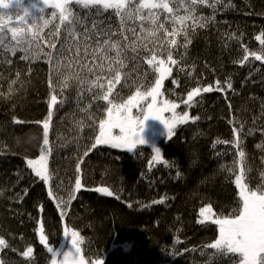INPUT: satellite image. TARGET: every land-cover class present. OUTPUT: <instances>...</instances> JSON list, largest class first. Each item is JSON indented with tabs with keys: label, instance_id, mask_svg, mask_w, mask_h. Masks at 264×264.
Returning <instances> with one entry per match:
<instances>
[{
	"label": "trees",
	"instance_id": "1",
	"mask_svg": "<svg viewBox=\"0 0 264 264\" xmlns=\"http://www.w3.org/2000/svg\"><path fill=\"white\" fill-rule=\"evenodd\" d=\"M169 3L176 15L186 14L179 0ZM68 7L81 19L87 17L89 27L95 19L99 28L116 32L112 40H119L121 49L135 39L127 31L129 27H136L137 36L147 37V49L138 46L133 52L129 46L119 58L115 49L107 51L105 66L111 62L116 68L120 60L124 63L119 69L120 83L114 82L109 96L112 103H126L136 91L150 90L159 73L147 60L155 53L154 64L165 59L172 68L156 97L157 107H164L160 96H166L168 88L182 91L183 101L175 113H187L189 119L167 137L156 120L154 123L149 118L145 131L153 138L152 147H144V151L129 152L108 145L91 148L99 134V122L107 118L106 108L111 106L96 98L97 91L103 90L91 83L101 73L95 68L90 73L84 67L101 63L92 56L96 38L89 41L85 58L80 42L83 27L77 26L74 43L65 32L67 21L61 24L57 15L39 33L38 55L24 60L19 50L15 55L0 52V238L6 242L0 246V264H51L53 257L47 248H70L73 230L80 233L82 242L80 238L78 242L87 264H209L214 250L207 246L219 232L212 218L200 222V210L211 205L213 218L234 214L239 199L234 181L241 166L240 151L245 153L243 167L247 172L242 182L252 189L264 183V60L257 61L251 55L264 53V45L256 39H264V0H221L213 21L204 28L188 30L191 43L186 49L182 46L183 25H174L171 20L164 25L169 33L176 28L177 33L171 36L163 30L155 37L148 36L136 21L119 30L128 37L124 40L118 31L119 18L112 15V10L94 17L74 0ZM212 13L207 5L197 10V15L205 17ZM165 15H160V21ZM143 26L152 30L149 22ZM31 31L35 33L36 28ZM222 35L229 37L228 41L224 42ZM100 39L107 37L102 35ZM171 39L177 40V47L167 44ZM52 43L56 49L51 48ZM161 43L171 49L176 65L159 51ZM62 45L65 51L59 64L55 57L50 62L47 54ZM245 55L246 61H251L249 67H245ZM103 75L106 79L101 83L106 88L111 77L107 72ZM50 77L52 87L48 84ZM217 80L224 91L215 90ZM229 80L232 89L227 88ZM65 81L67 87L61 90ZM208 85H213L212 92L201 91L186 103L189 92ZM53 94L57 103L50 106ZM151 101V96L139 100L132 109L133 117ZM169 115L172 117V111ZM49 116L51 152L48 180L44 181L27 161L40 158L42 122ZM153 147H159L160 160L153 159ZM77 179L82 185L79 190L75 188ZM98 188H107L114 195L108 196ZM161 199L163 203H153ZM41 223L47 245L41 243ZM29 247L33 253L26 257L23 254ZM216 264H238V256L225 257Z\"/></svg>",
	"mask_w": 264,
	"mask_h": 264
},
{
	"label": "snow or ice",
	"instance_id": "2",
	"mask_svg": "<svg viewBox=\"0 0 264 264\" xmlns=\"http://www.w3.org/2000/svg\"><path fill=\"white\" fill-rule=\"evenodd\" d=\"M72 0H42L44 7H40L38 3L33 0L30 6H25L24 0H0V9H9L15 6L19 10L15 14V23L13 22V15L7 14L5 12H0V52H8L11 55H15L16 51L19 50L23 53L21 59L29 60L33 56L38 55L39 50H41L39 33L44 27L49 24L47 19L43 18V15L36 16L32 13V9L36 8L41 14H47L46 8L51 7L54 9L50 13L51 16L56 17L59 15V20L61 24H65L67 21L65 32L67 36L72 39L74 43H77V26L83 27V33L81 35V41L84 45L85 58L89 52V41L95 37L97 40V46L92 49L93 58H99L101 60L100 64H93L91 66L85 64L84 67L87 68L88 72H93V68L101 75H96L95 79L91 82L96 86L97 89L103 91H97L96 98L108 101L111 105L106 108L107 118L101 119L99 122V134L95 138V143L91 145V148H95L97 145H108L114 149H125L129 152H133L138 145H145L147 143L144 131L145 122L149 119H156L161 121L167 130V137L173 134L174 128L178 124H184L188 122V115L185 113L183 116H179L175 113V108L177 105L171 104L166 105L165 108H157L156 97L160 95V89L162 87L164 79L171 75L172 68L167 66L165 59H159L157 63V56L152 53L151 58L147 60L149 65H154L155 72L159 73L158 78L155 79L154 85L149 91L141 93L136 91L134 96H131L126 103L114 104L109 100L115 84L120 83L121 73L120 68L124 66L122 60L119 61V67L113 68L111 62L104 65L103 60L106 57L107 51L113 49L116 50V57L119 58L122 52L127 50V47H131L133 52L136 51L138 46H142L147 49L148 44L144 43L147 37H141L136 35V27L132 26L127 28L135 38L131 45L125 46L124 49L119 47V40L113 41L112 37L117 33L110 29L99 28L97 21L93 19L91 27H89L84 19L78 14H74L68 7ZM75 3L82 9L86 10L88 15L94 17H102L109 10H112V15L119 18L118 31L120 29H125L126 25L135 24L136 21L140 22L141 32H148V36L155 37L156 33L163 30L165 35L171 36L177 33L176 28L173 29L172 33H169L165 29V22L171 20L174 25H183V31L185 33V43L182 45L185 49L187 45L191 43L188 39L187 33L189 29L194 30L197 27L204 28L211 21L214 20L215 13L217 11V5L221 4V0H179V5L184 8L185 15H176L174 13L173 7L170 6L169 0H75ZM172 3H176V0H172ZM207 5L213 10L210 16H200L197 15L198 7ZM230 6V5H228ZM55 10H58L55 11ZM159 10V11H157ZM165 15V20L160 21V15ZM31 16L33 22L29 23L28 17ZM71 18V19H70ZM111 18V17H109ZM149 22L152 26V30L144 28V23ZM190 22V23H186ZM102 24L103 21H100ZM32 28H36V32L31 31ZM10 34V36H9ZM106 36L107 39L101 41V36ZM120 37L127 40L128 37L123 31H119ZM264 35V34H262ZM239 39V37L237 38ZM260 41L261 45H264V39L261 36L256 37ZM8 40V43H6ZM136 41H140L138 45ZM168 45L172 47H177V40L171 39L167 41ZM52 49H56L55 43L51 44ZM65 48L62 45L60 49L56 50L55 53H48L50 62L52 58L57 59L59 64V57L64 53ZM159 51L162 54H166V59L172 65L177 64V60L173 59L171 49L165 47L164 43L159 46ZM245 51H247L245 49ZM99 53V57H97ZM79 56V51L76 53ZM255 60H264V53L256 54L252 53ZM135 59V57H133ZM183 59V57H182ZM243 60H248V55L243 57ZM10 62V61H9ZM183 70V69H181ZM107 72L111 78H107V87L105 84L101 83L102 80L106 79L103 73ZM59 74V73H58ZM76 79L79 81L80 78L77 76ZM81 83L83 81H80ZM115 82V84H114ZM48 84L52 87L51 77L48 80ZM125 86L129 87L127 81H125ZM67 87V82L61 84V90ZM233 85L229 82L227 83V88L232 89ZM214 90L213 85H208L201 89L200 87L194 88L188 93L187 102L193 100L194 96L200 95L203 92H212ZM215 90L224 91L221 86L220 81H216ZM54 91V89H53ZM89 91H92L89 88ZM151 96L152 101L144 108H140L139 115L133 117L132 109L137 107L139 100L145 99ZM51 105L53 106L57 103V96L55 94L51 97ZM89 107H91L89 105ZM172 110L171 119H165L162 113L166 110ZM142 117V118H141ZM49 119L42 122L43 124V146L41 147V155L39 160L27 161V166L35 171V175L41 180L47 181V160L48 154H50L51 149L49 145ZM199 119V117H196ZM16 123H22L21 121H15ZM114 130H118L114 134ZM237 147H239V139H237ZM155 155L154 160L161 159V153L159 147H153ZM84 155H87L85 151ZM241 158V166L239 169V174L235 176V185L239 188V199L238 207L233 209V215L227 217L213 218L215 213L211 205L204 207L200 210V215L202 217L201 223L212 218V223L218 226L219 236L214 242L210 243L207 247L214 250L211 253V259L209 264H216L217 261L225 257L232 258L238 256V264H264V183L256 186L255 189L249 188L247 184L243 183L244 177V167L243 158L245 153L243 151L239 152ZM167 163L166 161L164 162ZM223 167V166H222ZM179 175V172H177ZM81 181L77 179L75 181V188L79 190L81 188ZM97 191L103 192L108 196H113L114 193L107 188H98ZM51 195V192H49ZM117 198H119L117 196ZM71 199V197H70ZM153 203H163V199L158 201H153ZM131 206V205H129ZM63 215V213L61 214ZM41 232V243L47 245V240L43 236L44 228L43 224L40 225ZM64 235L67 237L69 235L68 231L65 230ZM78 238H80V233L73 230L71 232V247L66 250L54 249L48 247L47 251L51 253L53 259L51 264H57V259H60V264H87L84 257L81 255V248L79 246ZM82 242V238H80ZM6 242L4 239L0 238V246H5ZM33 249L29 247L24 256H31ZM103 264V262H99Z\"/></svg>",
	"mask_w": 264,
	"mask_h": 264
},
{
	"label": "rangeland",
	"instance_id": "3",
	"mask_svg": "<svg viewBox=\"0 0 264 264\" xmlns=\"http://www.w3.org/2000/svg\"><path fill=\"white\" fill-rule=\"evenodd\" d=\"M74 1H75V0H74ZM35 2L38 3V4L40 5V7H44V5H43V3H42V0H35ZM31 3H33V0H24V4H25V6H30ZM69 5H70V4H69ZM1 11H2V12H5V13H7V14L13 15V22L15 23V14L19 11V10L17 9V7L15 6V4H14L13 7L9 8V9H1ZM52 11H54V9H52L51 7H47V8H46V13H47V14H41V13L39 12L38 9H36V8H33V9H32V13H33L34 15H36V16H41V15H43V18H44V19H47V20L49 21V24H48L47 26H49L50 23H51V22L54 20V18H55V17H53V16L50 15V13H51ZM55 11H58V10H55ZM28 20H29V23H32V22H33L31 16L28 17ZM170 94H171V93H170ZM171 96H173V98H172L171 101H169V105L174 104V103H177V102L180 101V99H179L178 97H176L175 95L171 94ZM166 105H168V103H164V107H163V108H165ZM155 107H157V102H156ZM157 108H158V107H157ZM170 110H171V109L166 110V111H164V112L162 113V115L165 117V119H171V116L169 115ZM141 118H142V117H141ZM151 119H152V118H151ZM152 120H153L154 123H155V120H156V119H152ZM156 123H158V125H159V127H160L161 129H164L163 132H166V133H167L166 127H165V125H164L161 121L156 120ZM146 125H147V124H146ZM146 125H145V128H146ZM117 132H118V130H117ZM114 134H115V133H114ZM144 136H145V139H146L147 143H146L145 145H138L137 148H136L138 151H144V150H145L144 147H148V148H151V147H152V140H153V138L149 137V136H148V132H146V131H144ZM102 193H103V192H102Z\"/></svg>",
	"mask_w": 264,
	"mask_h": 264
},
{
	"label": "bare ground",
	"instance_id": "4",
	"mask_svg": "<svg viewBox=\"0 0 264 264\" xmlns=\"http://www.w3.org/2000/svg\"><path fill=\"white\" fill-rule=\"evenodd\" d=\"M228 39H229V37H227V36H223L222 35V40L224 41V42H226V41H228ZM251 65V61H246V63H245V67H249ZM165 92L167 93V95L166 96H164L163 94L160 96V99L164 102V103H168V105H169V101H171L172 100V98H173V96H171V94H173V95H175L176 97H178L179 99H180V101L179 102H177V103H174L175 105H179L182 101H183V96H184V94H183V92L182 91H174V90H171L170 88H168L167 90H165ZM171 93V94H170ZM170 111H172V110H170ZM175 111V110H174ZM247 174V172H244V175H246Z\"/></svg>",
	"mask_w": 264,
	"mask_h": 264
}]
</instances>
